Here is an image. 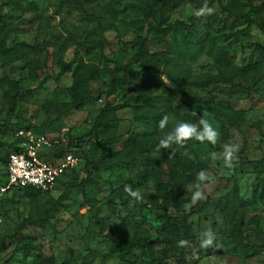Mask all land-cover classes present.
Here are the masks:
<instances>
[{"label": "rangeland", "instance_id": "obj_1", "mask_svg": "<svg viewBox=\"0 0 264 264\" xmlns=\"http://www.w3.org/2000/svg\"><path fill=\"white\" fill-rule=\"evenodd\" d=\"M29 1L0 5V36L4 33L5 46L19 42L34 46L25 61L0 64V78L6 76L17 84L12 103L0 90L1 151L11 152L18 141L17 134L30 131L57 141L53 150L67 146L77 156L75 170L73 174H67L64 182L72 175L78 180L85 178L87 167L83 155L90 140L96 139L88 132L105 100L107 70L115 68L122 74L123 67L129 64L131 72L125 74L127 82L111 94V101L120 107L116 111L120 118V139L129 132H157L162 138L179 122L173 113L177 105L198 100L202 105L201 113H209L208 105L213 104L242 114V121L228 128L209 115L213 126L220 131L217 145L221 149L225 143H235L247 160H259L263 156L264 80L253 90L248 87L264 73V56L256 49V44H264V34L259 28V24L264 27V0H252L254 10L250 17L254 24L250 26L243 19L224 14L222 5L230 0H207L213 13L200 18L193 15L195 0L167 2L163 9L164 26L174 24L176 31L166 35L161 45H155L151 40L152 32L141 13L144 6L151 7L156 13L160 0H32L35 7L29 6ZM235 1L237 14L249 12L247 0ZM148 22L153 23L151 18ZM184 23L191 24V28L184 27ZM137 32L146 38L150 53L168 50L173 54L175 50H184L182 66L188 73L186 87L173 93L165 71L162 67L156 69L160 82L152 89L155 96L152 105L163 109L164 115L170 117L163 132L158 127L161 119L155 126L134 120L139 114L150 117L154 113L133 92V88L147 77L131 62L136 52L133 39ZM184 42H188V46H184ZM220 53L226 56L230 65L232 85L241 88L226 83L192 86L193 77L217 72L214 59ZM36 59L41 67L34 65ZM78 59L97 64L100 69L98 80L90 84L91 99L80 109L54 121V106L68 99L66 88L71 84V72H63L62 68L65 64L73 68ZM49 121L50 125L44 126ZM121 149V144L107 146L97 155L112 154ZM170 151L163 149L168 158ZM212 152L221 151L194 140L175 152L179 158L177 167L179 170L185 168V174L189 176L177 190L180 209L193 235L192 242L185 247L186 264H264V184L258 182L260 178L264 179V163L237 166L234 179L227 182L220 176L229 177L231 169L225 168L221 160L213 161ZM152 158L160 156L151 153L123 164L97 166L93 169L94 176L99 181H108L111 189L98 191L88 184L90 206L78 191L71 189L42 223L22 224V220L29 217L35 201L57 198L64 190L62 185H57L47 196L34 198L22 190L5 193L0 201V237L8 236L9 239L0 250V264H35L39 257H52L55 264L64 260L74 264H149L153 258L174 263L175 243L183 235L181 216L163 222L148 207L152 181L142 185L136 177L146 166L152 165ZM190 161L204 164L203 171L211 179L205 182L204 199L185 211L183 206L191 199L188 187L196 182L190 171L193 169L184 166ZM160 165L164 170L161 178L166 182V162L162 161ZM126 180H131L134 190L142 192V202L133 207H129L130 198L120 189ZM4 181L0 162V183ZM232 183L237 186L236 194L230 190ZM95 219L100 221L102 228L94 223ZM114 224L122 229L129 241H119L120 236L104 233ZM206 227L216 233L219 249L199 247L200 233ZM134 232L145 238L139 245L130 247ZM23 238L32 240L26 255ZM245 244L255 248H246Z\"/></svg>", "mask_w": 264, "mask_h": 264}, {"label": "trees", "instance_id": "obj_2", "mask_svg": "<svg viewBox=\"0 0 264 264\" xmlns=\"http://www.w3.org/2000/svg\"><path fill=\"white\" fill-rule=\"evenodd\" d=\"M23 0H0V5H16ZM161 4L155 10L149 6H144L141 8V13L143 19L146 20L147 25L152 32L151 40L155 45H161L164 41L166 35L176 31L174 24H166L164 26L163 19V9L164 5L167 2L172 0H160ZM250 7L249 12L246 14H237V2L235 0H230L226 4L222 5V11L224 14L233 17L240 18L250 26L254 24V21L250 17V13L254 10L252 6V0H247ZM205 3V0H195L194 7L198 9ZM29 6L35 7V4L32 0L28 2ZM236 9V10H235ZM158 17V19H155ZM195 17V16H194ZM149 18L152 19L153 23L148 22ZM184 27L191 28V24L184 23ZM259 28L264 34V27L259 24ZM239 34L242 31L238 32ZM133 43L136 45V52L131 57V62L136 64L139 70L147 76L142 84L135 86L133 92L135 97L142 99L149 107L153 109V114L151 116H146V114H139L135 116L134 120L138 123L143 124H152L157 125L158 121L163 117L164 110L152 105L154 100V95L152 89L155 85L160 82V75L157 73L156 69L161 68L165 71L168 80L172 84V92L174 93L177 89L181 87H186L188 83V73L186 69L182 66L183 51L181 49L175 50L173 54L168 50H162L159 54L150 53L148 50V44L146 38L139 32L135 34ZM184 46H188V42H184ZM29 43L19 42L11 47L5 46L4 33L0 36V64H9L13 61H25L29 52L33 49ZM256 49L259 53L264 56V44H256ZM215 66L217 68L216 73H207L202 76H195L191 80V85L195 87H208L216 86L221 83H226L232 85L233 83V73L230 71V65L227 61L226 56L223 53H220L214 59ZM36 67H41L39 60L36 59L34 62ZM63 72H71V84L66 88L68 99L54 106V118L52 120L58 121L62 117L70 114L72 111L80 109L86 102L91 99V90L90 84L94 81H97L100 74V69L97 64L88 63L82 59H78L74 67L71 68L70 65L65 64L62 68ZM108 72V83L107 90L105 93V100L103 105L97 110L94 121L89 129L88 135L95 137V140H90L89 148L86 154L83 155L84 165L87 167V174L85 178L78 180L77 176L72 175L67 182H64L67 174H73L72 169L64 173L60 179H58L57 185L63 186V192L57 198H49L44 202L35 201L28 218L22 220V224L29 223H42L48 220L49 215L53 212L59 205L60 199L65 196V194L73 189L78 191L83 199L86 201L87 206H90L91 193L87 190V186L92 185L96 190H106L111 189L110 183L108 181H99L93 174V169L100 165H115L123 164L130 160L143 157L144 155H151V153H158L160 158H152V165L146 166L142 171L137 174V181L139 184H146L148 181H152L153 191L149 194L150 203L149 209L154 213L159 215L160 219L163 222H166L169 218H172L176 215L181 216L180 227L183 231L181 238L176 240L175 243V262L168 263L163 262L161 259L153 258L149 264H186V253L187 250L185 247H178V242L180 240H187L192 242L193 235L191 233V227L186 222L185 216L180 209V204L177 196V190L179 186L188 179L189 176L185 174V168L177 167L179 164V158L176 155L168 158L163 149L159 152L156 151V147L159 144L161 136L157 133H147L139 134L136 132L127 133L126 137L120 139L119 134V122L120 118L116 115V111L120 108L118 105L114 104L111 101V94L116 87H123L127 82L125 74L131 72L129 64L123 67V73L118 74L115 68H109ZM264 80V73L262 76L256 78L251 85L248 87L249 90L255 89L262 81ZM236 89L241 88L240 85H232ZM0 90H2L3 97L5 96L9 103H12L14 96L17 94V84L13 80L9 79L6 76L0 78ZM13 94V95H12ZM201 103L198 100L195 101H183L177 105L174 109V117L178 121L183 122H195L192 113L197 114L201 113ZM208 111L213 119L224 128L235 127L240 121H242V114L239 111L232 110L227 107H221L219 105H208ZM50 121L44 126H49ZM122 145V149L118 152H113L112 154H99L103 147ZM210 145V144H209ZM213 149H221L217 144L215 146L210 145ZM17 148L14 147L12 151H16ZM69 150L66 147H56L49 151L42 153L43 159H50L55 156H59L62 152ZM9 152H4L0 150V162L2 163L3 173L5 170V163L7 160ZM97 155V158L95 156ZM166 162V173L168 176V181L163 182L161 175L164 173L163 168L160 165L162 161ZM264 163V154L259 160H247L242 157L241 152L237 153V160L234 161V168L230 170V176L225 177L220 176L222 180L232 181L235 177V169L237 166H250V165H261ZM185 167H191L193 170H190L194 177L196 178L197 174L204 170L205 166L201 162L190 161L187 164H184ZM183 179V180H182ZM185 179V180H184ZM259 183L264 184V179L260 178ZM130 185L134 189V184L131 180H126L120 186L121 191L124 192V187ZM22 190L29 194L31 197H36L38 195L47 196L49 193H41L32 188H14L10 191ZM235 194L237 193V186L235 183H232L230 187ZM9 192V191H8ZM7 193V192H6ZM125 193V192H124ZM1 201V200H0ZM95 224H100V221L95 219ZM100 226V225H99ZM102 228V226H100ZM109 232L120 236V240L129 241L127 236H124L122 229H119L116 224L112 225L109 230H105L104 233L109 235ZM145 236L138 234L137 232L133 233L132 240L130 242V247L132 245H139ZM6 239H9L8 236L0 237V250L5 246ZM22 244L24 247V254H28L32 247V240L30 238H23ZM246 248H255L254 245L245 244ZM35 264H55L52 257L48 258H37ZM59 264H74L69 260H64Z\"/></svg>", "mask_w": 264, "mask_h": 264}, {"label": "clouds", "instance_id": "obj_3", "mask_svg": "<svg viewBox=\"0 0 264 264\" xmlns=\"http://www.w3.org/2000/svg\"><path fill=\"white\" fill-rule=\"evenodd\" d=\"M213 9L210 8L205 3L198 9H194L193 15L196 18L205 17L211 15ZM209 113L203 111L200 114L195 112L192 113L195 122H176L174 127L166 132L163 137L160 139L159 144L156 147V151L159 152L162 149L171 150L170 156L175 155V152L178 149L184 148L190 140H194L199 143H207L215 146L220 139V131L218 127H214L211 120L208 118ZM170 121L169 115H164L159 121L158 127L163 132L167 128ZM222 152H212L210 154L213 161L221 160L223 166L228 169L234 167V161L237 158V153L239 152V145L235 143H225L222 146ZM187 154V153H185ZM209 177L204 171H201L196 176V182L189 185L188 191L191 192V199L189 202L184 204L185 211H189L193 205L198 203L200 200L204 199L203 188L205 182L210 181ZM124 192L128 195L129 207H133L135 204L142 202L143 196L140 189H133L130 185L124 187ZM217 236L216 233L212 230L211 227H206L199 237V247L204 250L210 248L219 249L220 245L216 243ZM189 241L180 240L178 242V247H188Z\"/></svg>", "mask_w": 264, "mask_h": 264}, {"label": "built area", "instance_id": "obj_4", "mask_svg": "<svg viewBox=\"0 0 264 264\" xmlns=\"http://www.w3.org/2000/svg\"><path fill=\"white\" fill-rule=\"evenodd\" d=\"M17 137V150L8 153L5 163V181L0 183V200L14 188L29 187L49 193L57 186L58 179L77 165L78 158L70 150L48 160L42 158L43 152L57 145L58 142L53 139L36 136L30 131H20Z\"/></svg>", "mask_w": 264, "mask_h": 264}]
</instances>
